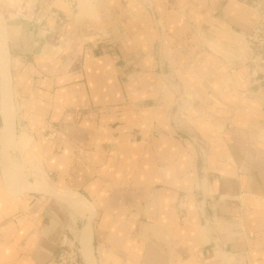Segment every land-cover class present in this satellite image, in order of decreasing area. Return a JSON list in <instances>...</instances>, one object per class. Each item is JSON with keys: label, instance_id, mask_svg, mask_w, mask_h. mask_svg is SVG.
Listing matches in <instances>:
<instances>
[{"label": "crops", "instance_id": "obj_1", "mask_svg": "<svg viewBox=\"0 0 264 264\" xmlns=\"http://www.w3.org/2000/svg\"><path fill=\"white\" fill-rule=\"evenodd\" d=\"M0 4L14 113L1 144V92L0 264H55L65 243L85 264H264V72L245 42L257 13Z\"/></svg>", "mask_w": 264, "mask_h": 264}, {"label": "built area", "instance_id": "obj_2", "mask_svg": "<svg viewBox=\"0 0 264 264\" xmlns=\"http://www.w3.org/2000/svg\"><path fill=\"white\" fill-rule=\"evenodd\" d=\"M73 5L75 0H67ZM252 9L259 16V21L254 30L245 36V42L250 53V62L255 71L264 72V0H236ZM20 15L26 19L41 23L32 12L20 10ZM76 251L73 245L65 243L55 259V264H76Z\"/></svg>", "mask_w": 264, "mask_h": 264}, {"label": "bare ground", "instance_id": "obj_3", "mask_svg": "<svg viewBox=\"0 0 264 264\" xmlns=\"http://www.w3.org/2000/svg\"><path fill=\"white\" fill-rule=\"evenodd\" d=\"M3 23L1 22V18H0V31L1 34L2 33V29H3ZM0 34V35H1ZM2 88H1V95H2V114L4 116V120H5V127L3 128V119H2V123H1V127H0V136H1V132H2V128H3V144L13 135V111H12V104H11V90H10V86H9V82L5 76V73L2 74ZM1 80V79H0ZM1 85V83H0ZM1 115V113H0ZM2 118V116H1ZM4 146V145H3ZM8 148V147H7ZM88 243H83V246L85 248V250L87 249V245ZM76 251V258H75V263L76 264H85L82 261V253H83V249L81 251V248L77 245H73Z\"/></svg>", "mask_w": 264, "mask_h": 264}, {"label": "rangeland", "instance_id": "obj_4", "mask_svg": "<svg viewBox=\"0 0 264 264\" xmlns=\"http://www.w3.org/2000/svg\"><path fill=\"white\" fill-rule=\"evenodd\" d=\"M2 9H3V5L2 4H0V13L2 12ZM3 138V136L1 137V144H3V142H2V139ZM82 223L80 222V225H81Z\"/></svg>", "mask_w": 264, "mask_h": 264}, {"label": "water", "instance_id": "obj_5", "mask_svg": "<svg viewBox=\"0 0 264 264\" xmlns=\"http://www.w3.org/2000/svg\"><path fill=\"white\" fill-rule=\"evenodd\" d=\"M234 260V258L230 259V261L232 262Z\"/></svg>", "mask_w": 264, "mask_h": 264}]
</instances>
